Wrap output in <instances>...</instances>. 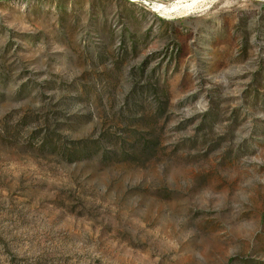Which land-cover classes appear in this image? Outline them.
<instances>
[{
  "label": "rangeland",
  "instance_id": "1",
  "mask_svg": "<svg viewBox=\"0 0 264 264\" xmlns=\"http://www.w3.org/2000/svg\"><path fill=\"white\" fill-rule=\"evenodd\" d=\"M171 1L0 0V264H264V0Z\"/></svg>",
  "mask_w": 264,
  "mask_h": 264
},
{
  "label": "bare ground",
  "instance_id": "2",
  "mask_svg": "<svg viewBox=\"0 0 264 264\" xmlns=\"http://www.w3.org/2000/svg\"><path fill=\"white\" fill-rule=\"evenodd\" d=\"M208 0H173L166 5H156L155 9L162 13L188 14L194 11H204L202 7ZM210 3V2H209ZM209 5V4H208Z\"/></svg>",
  "mask_w": 264,
  "mask_h": 264
}]
</instances>
